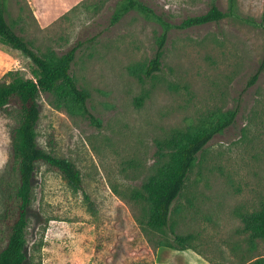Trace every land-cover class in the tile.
Instances as JSON below:
<instances>
[{"label": "rangeland", "instance_id": "rangeland-1", "mask_svg": "<svg viewBox=\"0 0 264 264\" xmlns=\"http://www.w3.org/2000/svg\"><path fill=\"white\" fill-rule=\"evenodd\" d=\"M120 0H7L6 20L39 54L76 47L70 67L89 93L96 117L69 113L40 92L38 147L75 163L83 191L40 164L34 174L24 253L26 264H156L158 246H191L212 264H254L240 215L264 201V0H236L235 12L184 30L172 29L160 70L154 55L159 24L138 11L110 18ZM173 22L205 12L212 1L142 0ZM34 65L0 41V77H32ZM258 76L250 83L251 76ZM236 109L235 121L198 153L162 231L146 227L148 203L136 196L168 157L164 141L193 131L213 111ZM11 118L0 111V170L10 146Z\"/></svg>", "mask_w": 264, "mask_h": 264}, {"label": "trees", "instance_id": "trees-1", "mask_svg": "<svg viewBox=\"0 0 264 264\" xmlns=\"http://www.w3.org/2000/svg\"><path fill=\"white\" fill-rule=\"evenodd\" d=\"M6 1L0 0V41L23 52L33 63L29 78L0 77V111L11 118L10 146L7 161L0 170V264H26L24 253L28 211L33 196L32 180L40 164L58 172L73 188L83 190L81 173L74 162L57 155L53 149L38 147L36 125L39 119L38 96L40 92L54 94L57 101L71 114H82L92 122L96 117L89 111V93L77 86L70 73L76 47L63 54L47 51L39 54L24 37L17 34L6 20ZM228 10L220 9L214 1L203 13L193 14L173 22L158 14L142 0H120L111 15L112 24L129 11H138L145 18L157 22L161 28L156 39L153 57L144 69L149 77L160 70L163 48L172 29L184 30L209 23H218L235 12L236 0H227ZM252 74L250 83L258 76ZM236 109L213 111L204 117L193 131H176L164 141L168 157L136 193L148 203L146 227L156 231L168 228L171 207L181 193L186 177L197 160L198 153L216 134L222 133L235 121ZM248 242L264 240V201L257 210L240 215ZM190 234H174L177 245L162 241L158 246L186 249ZM264 264V256L252 261ZM159 264V263H157Z\"/></svg>", "mask_w": 264, "mask_h": 264}, {"label": "crops", "instance_id": "crops-1", "mask_svg": "<svg viewBox=\"0 0 264 264\" xmlns=\"http://www.w3.org/2000/svg\"><path fill=\"white\" fill-rule=\"evenodd\" d=\"M253 261V260H251ZM155 263L159 264H212L209 259L191 248L159 250Z\"/></svg>", "mask_w": 264, "mask_h": 264}]
</instances>
